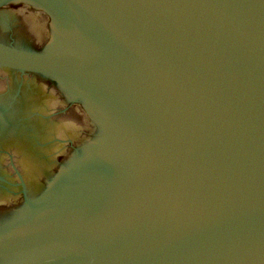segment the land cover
<instances>
[{
    "label": "water",
    "instance_id": "95a60500",
    "mask_svg": "<svg viewBox=\"0 0 264 264\" xmlns=\"http://www.w3.org/2000/svg\"><path fill=\"white\" fill-rule=\"evenodd\" d=\"M24 1L55 37L30 51L43 19L0 8V40L17 45L0 41V198L22 203L0 258L264 264V0ZM39 74L92 125L58 162V134L84 135V115Z\"/></svg>",
    "mask_w": 264,
    "mask_h": 264
},
{
    "label": "flooded vegetation",
    "instance_id": "af4514ba",
    "mask_svg": "<svg viewBox=\"0 0 264 264\" xmlns=\"http://www.w3.org/2000/svg\"><path fill=\"white\" fill-rule=\"evenodd\" d=\"M17 4H24V5L29 6V7L20 9V15H18V16H20L21 18L25 17L26 20H30V21L35 19V18H32L31 16L39 18V19H41V18L43 19L45 27L47 28L48 36L44 39V41H40L43 44L42 46H36L35 48L29 49V50L33 51V52H38V53H45L46 52L45 48H48V46L53 42V39L55 37V26H54V22H53L51 16L42 8L36 6L32 3H29L27 1H24V0H6L5 3H3L0 6V8H2V9L6 8L5 5H14L15 6ZM26 27H28V23L22 24L23 33L28 32ZM12 37H14V36H12ZM0 41H2V40H0ZM2 42L6 43V44L17 46L13 43H10V42H6V41H2ZM39 76H40L39 78L42 79L43 82H47L50 86H54L57 89L58 96L66 101L65 103L68 105H67V107L65 106L64 110H66L70 106L76 105V107H77L76 109L80 110L83 115H85L84 109L88 113V110L85 108L83 103L72 102L71 96L68 94V92L66 90L62 89L59 86L57 81H55L53 78L46 76V75H40L39 74ZM58 111L61 112L62 110H58ZM21 205H22V203L19 202L17 205H15L11 208L0 209V226L5 224V222L12 220V219H15L16 217L19 216V214H20L19 208L21 207ZM21 257H22L21 254H20V256H19V254L5 256V257L0 258V264H15L16 262L19 261V259H21Z\"/></svg>",
    "mask_w": 264,
    "mask_h": 264
},
{
    "label": "clouds",
    "instance_id": "9594fccd",
    "mask_svg": "<svg viewBox=\"0 0 264 264\" xmlns=\"http://www.w3.org/2000/svg\"><path fill=\"white\" fill-rule=\"evenodd\" d=\"M6 8L11 9L16 15H20V9L29 7L28 5L24 4H17V5H5ZM41 11V10H40ZM39 12V11H38ZM37 12V13H38ZM37 46H42L43 44L37 40L36 42ZM8 76L7 70H0V77L6 78ZM29 77H25V79H28ZM40 87L41 89L45 91H51L54 95H58L57 89L54 86H50L47 82H40ZM7 90V82L4 79H0V93H3ZM84 122L82 127V130L84 131V135L82 136H77L75 138H69L67 137L63 132L58 134V139L61 140L62 142L55 145L50 152L48 153L51 157V160L53 162H58L61 160V158L66 159L69 157V153L71 152V148L73 145H77V140L80 142L82 140L87 139L86 134L92 131V125L90 123V117L87 111L84 109ZM71 139V143L68 142V140ZM51 168H56V164L53 163L51 165ZM42 173L40 172L39 169L35 172V174H31V181L36 182L37 184L39 183L40 177ZM13 179L15 180L16 183H20L21 180L18 176H13ZM25 180L29 181L28 177H25ZM19 195L12 196L5 194L3 198H0V209H7L11 208L19 203Z\"/></svg>",
    "mask_w": 264,
    "mask_h": 264
}]
</instances>
